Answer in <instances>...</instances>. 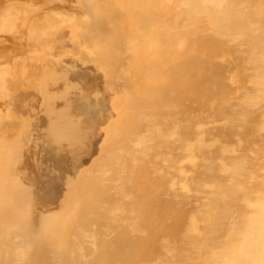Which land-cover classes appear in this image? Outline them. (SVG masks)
I'll use <instances>...</instances> for the list:
<instances>
[{
    "label": "bare ground",
    "instance_id": "6f19581e",
    "mask_svg": "<svg viewBox=\"0 0 264 264\" xmlns=\"http://www.w3.org/2000/svg\"><path fill=\"white\" fill-rule=\"evenodd\" d=\"M0 264H264V0H0Z\"/></svg>",
    "mask_w": 264,
    "mask_h": 264
}]
</instances>
